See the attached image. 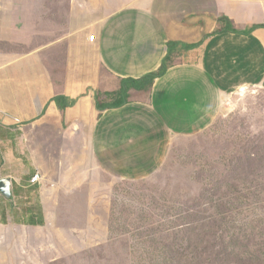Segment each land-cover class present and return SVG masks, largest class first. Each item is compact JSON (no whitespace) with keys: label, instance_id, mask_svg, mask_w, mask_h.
I'll use <instances>...</instances> for the list:
<instances>
[{"label":"crops","instance_id":"obj_1","mask_svg":"<svg viewBox=\"0 0 264 264\" xmlns=\"http://www.w3.org/2000/svg\"><path fill=\"white\" fill-rule=\"evenodd\" d=\"M29 1L0 0V178L11 181V197L0 193V264L4 206L32 198L44 224L59 217L53 209L81 207L94 223L110 177L129 180L131 161L152 167L177 137L205 129L227 95L264 89V0H213L216 12H201L199 20L194 0H172L166 30L155 0H90L89 15L82 0H72L64 36L39 46L36 37L49 40L50 33L29 25L35 12L20 8ZM220 18L238 34L223 33ZM61 42L67 48L52 69ZM168 42L178 44L166 73L147 91L131 89L124 106L100 116L93 96L63 111L53 101L88 88L119 91L122 80L157 71Z\"/></svg>","mask_w":264,"mask_h":264},{"label":"rangeland","instance_id":"obj_2","mask_svg":"<svg viewBox=\"0 0 264 264\" xmlns=\"http://www.w3.org/2000/svg\"><path fill=\"white\" fill-rule=\"evenodd\" d=\"M70 1L20 5L35 12L27 18L34 30L50 33L34 45L64 36ZM155 1L165 29L172 0ZM89 3H80L84 15ZM193 4L195 20L216 12L213 0ZM60 46L52 69L61 66L53 63L64 57L67 45ZM214 112L205 129L162 148L152 167L131 161L129 180L110 177L94 223L81 207L53 209L55 222L40 225L43 208L30 207L32 198L4 206L2 264H264V89L227 95Z\"/></svg>","mask_w":264,"mask_h":264},{"label":"trees","instance_id":"obj_3","mask_svg":"<svg viewBox=\"0 0 264 264\" xmlns=\"http://www.w3.org/2000/svg\"><path fill=\"white\" fill-rule=\"evenodd\" d=\"M220 25H224L225 28L223 29V33H231V34H238L233 28L231 27L229 21L225 18H220L217 20ZM257 29V27L252 28V30ZM250 29L243 34H249ZM222 33V32H221ZM178 43L175 42H168L167 43V54L163 58L161 66L155 72H151L141 79L134 80V79H124L122 80V86L119 91L117 92H101L95 91L93 88H88L87 91L84 93L78 94L76 96H57L53 98V101L56 103L57 107L60 110H66L67 108L73 107L80 102L83 98L88 96H93L95 99L96 110L99 112L100 116L107 110L119 108L124 106L128 103L130 98V90L134 89L137 91H147L151 88L153 81L155 78L162 77L170 64V55L172 53V48L176 46ZM198 45V44H197ZM197 45H181L182 48H194ZM35 225H38L35 223ZM40 225H44V221L41 222Z\"/></svg>","mask_w":264,"mask_h":264},{"label":"water","instance_id":"obj_4","mask_svg":"<svg viewBox=\"0 0 264 264\" xmlns=\"http://www.w3.org/2000/svg\"><path fill=\"white\" fill-rule=\"evenodd\" d=\"M10 185V179L0 178V193L6 197H11Z\"/></svg>","mask_w":264,"mask_h":264},{"label":"built area","instance_id":"obj_5","mask_svg":"<svg viewBox=\"0 0 264 264\" xmlns=\"http://www.w3.org/2000/svg\"><path fill=\"white\" fill-rule=\"evenodd\" d=\"M95 39V36H90V40L91 41H94ZM17 122H19L17 119H16ZM40 181V174H36L32 179H31V182L34 184V183H38Z\"/></svg>","mask_w":264,"mask_h":264}]
</instances>
